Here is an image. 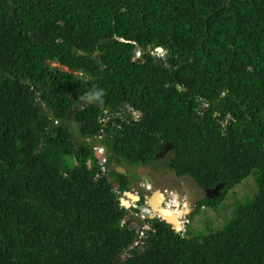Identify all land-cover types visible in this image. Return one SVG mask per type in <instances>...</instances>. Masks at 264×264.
I'll use <instances>...</instances> for the list:
<instances>
[{"label": "trees", "instance_id": "1", "mask_svg": "<svg viewBox=\"0 0 264 264\" xmlns=\"http://www.w3.org/2000/svg\"><path fill=\"white\" fill-rule=\"evenodd\" d=\"M169 147L221 187L194 216L257 191L206 235L149 218L138 248L116 169ZM0 264H264V0H0Z\"/></svg>", "mask_w": 264, "mask_h": 264}, {"label": "rangeland", "instance_id": "2", "mask_svg": "<svg viewBox=\"0 0 264 264\" xmlns=\"http://www.w3.org/2000/svg\"><path fill=\"white\" fill-rule=\"evenodd\" d=\"M156 51V55L159 58L165 57V53L163 51L157 49ZM138 118V116H134V119ZM112 120L113 115H110L105 119V122L103 124V132L100 134L98 139H95L93 141L94 150L101 160L107 158V155L109 153L107 147H105L102 141L106 135V128L109 126ZM70 122L72 130L76 135V139L78 141L81 140L79 138L77 124L72 120ZM172 156L173 153L170 147L163 148L159 151L157 159L153 166L139 167L126 164L119 167H123L124 169H126L127 175L132 185L131 191H133L135 194H138L144 198H151L153 195L162 193L165 197V202L170 201L171 199H175V194L176 196H178V199H175L174 206L173 204L165 205L167 206L166 208H182V210L184 211L185 206L182 205L186 204V206H188L187 212L183 214L182 218L189 220V225L184 226V228L182 227L181 229L175 227L178 231L184 230V234L187 230H189L194 235H206L210 234L213 230L217 231L223 229L228 221L233 218L234 207L237 199L245 201L248 198L252 197L249 196L246 199L247 195H253L257 191L256 180L258 181V177L255 173H253L252 176H250V178L244 182V184L238 186L230 193L224 203L219 206H214L204 210L201 215L194 216L193 214L195 213V210L197 208V203L201 199L209 197L208 193L207 191L200 188L193 179L187 177H178L166 168V164ZM111 166V169L117 167L115 162ZM167 191L169 193L166 195ZM123 197L124 194L122 195V198ZM216 198L219 197L216 196L215 199ZM143 204L144 205L142 206V208L146 206V200ZM153 213L154 212H148L147 214H144L140 211L137 215L136 212L130 211L128 219H130V222L140 231L139 238L141 239H137V243L135 245L138 248L142 246L145 238V233L149 231L147 220ZM159 219L163 220L162 218ZM128 256L129 254L127 253L122 257V259L127 258Z\"/></svg>", "mask_w": 264, "mask_h": 264}, {"label": "water", "instance_id": "3", "mask_svg": "<svg viewBox=\"0 0 264 264\" xmlns=\"http://www.w3.org/2000/svg\"><path fill=\"white\" fill-rule=\"evenodd\" d=\"M157 50L164 52L163 48H158ZM73 73L75 75H77L79 79H83L81 75H78L76 72H73ZM97 157L100 158L98 155H97ZM116 170L119 174H122V175L127 174L126 169H124L123 167H118ZM117 187H119V185H117ZM207 193H208L209 199H215L216 196L220 197L221 187L218 186L217 188H215L213 190H208ZM210 194H214V195L216 194V195L211 196ZM156 198H160L163 201L165 197L162 193H158L156 195H153L151 198H145V200H146L145 205L147 206V207L146 206L145 207L151 209L154 212V214L151 215L150 218L156 219L158 217H162L163 220L167 224L176 227L177 223L179 224L178 217L175 216L176 214L164 206V201L162 204H160V206H158V203H156V201L158 202V200H155ZM141 201H142V197L138 194H135L133 191L125 192L124 197L121 199V203L124 207H126L128 209L129 208L140 209L141 212L145 214V209L143 210L142 207L139 206V203H141ZM136 228L137 227L132 226L131 230H135Z\"/></svg>", "mask_w": 264, "mask_h": 264}, {"label": "bare ground", "instance_id": "4", "mask_svg": "<svg viewBox=\"0 0 264 264\" xmlns=\"http://www.w3.org/2000/svg\"><path fill=\"white\" fill-rule=\"evenodd\" d=\"M174 197H175V199H178V196H176L175 194H174ZM155 200H158V202L156 201V203H158V206H160V204H162L163 203V201L160 199V198H156ZM130 203V202H129ZM181 207V206H180ZM187 208H188V206H185V210L183 211L182 209H176V208H173V207H169L168 209L170 210V211H172L173 213H175L176 215L175 216H177L178 217V222H179V224L177 223V225H176V227H178L179 229H181L182 227L184 228V225H183V222H182V216H183V214L185 213V212H187ZM143 210L145 209V214H147L148 212H153L151 209H149V208H146V207H143L142 208ZM182 210V211H181ZM154 214V213H153ZM152 214V215H153Z\"/></svg>", "mask_w": 264, "mask_h": 264}, {"label": "built area", "instance_id": "5", "mask_svg": "<svg viewBox=\"0 0 264 264\" xmlns=\"http://www.w3.org/2000/svg\"><path fill=\"white\" fill-rule=\"evenodd\" d=\"M129 113H130L131 115H134V116H135V115L138 116V117L140 116L138 113H135V112L132 111V110H131ZM137 114H138V115H137ZM107 115H108V114H107ZM108 117H109V115H108L106 118H108ZM106 118H105V119H106ZM105 119L103 120V124H104V122H105ZM106 163H107V159H106V158L101 160V164H102V165H104V164H106ZM168 193H169V192L167 191V192H166V195H167ZM174 201H175V199H171L170 201L165 202V205L173 204V206H174ZM182 206H186V204H184V205H182ZM166 207H167V206H166ZM176 209H177V208H176ZM180 209H182V208H180ZM137 215H138V214H137ZM137 215H136V216H137ZM182 217H183V216H182ZM160 218H161V217H160ZM182 222H183V225H184V226L189 225V220H187V219H185V218H184V219L182 218ZM124 223H125V221H124ZM148 228H150V227L148 226ZM175 229H176V228H175ZM177 231H178V230H177ZM178 232L184 234V230H181V231H178ZM139 239H141V238H139Z\"/></svg>", "mask_w": 264, "mask_h": 264}, {"label": "clouds", "instance_id": "6", "mask_svg": "<svg viewBox=\"0 0 264 264\" xmlns=\"http://www.w3.org/2000/svg\"><path fill=\"white\" fill-rule=\"evenodd\" d=\"M140 57V54L138 55V58ZM107 159V158H106ZM142 197V196H141ZM122 199V198H121ZM142 202V201H141ZM143 206V205H142ZM141 206V207H142ZM164 206H165V198H164ZM166 207V206H165ZM126 208V207H125ZM126 209H128V208H126ZM129 209H132V208H129ZM140 210V209H139ZM141 211V210H140ZM142 213V212H141ZM138 214V213H137ZM158 218H160V217H158ZM162 218V217H161ZM163 219V218H162ZM129 221H130V219H129ZM164 221V220H163ZM126 223V222H125ZM174 227V229H175V226H173ZM150 229V228H149ZM148 229V230H149ZM176 231H177V229H175ZM178 232V231H177ZM185 232V231H184ZM186 234V233H185ZM139 237H140V231H139ZM139 237H138V239H139Z\"/></svg>", "mask_w": 264, "mask_h": 264}, {"label": "flooded vegetation", "instance_id": "7", "mask_svg": "<svg viewBox=\"0 0 264 264\" xmlns=\"http://www.w3.org/2000/svg\"><path fill=\"white\" fill-rule=\"evenodd\" d=\"M211 196L214 195V194H210Z\"/></svg>", "mask_w": 264, "mask_h": 264}]
</instances>
